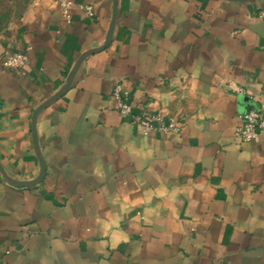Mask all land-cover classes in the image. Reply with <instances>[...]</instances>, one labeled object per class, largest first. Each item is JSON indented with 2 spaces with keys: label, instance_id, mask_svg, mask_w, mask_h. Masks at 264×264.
<instances>
[{
  "label": "crops",
  "instance_id": "crops-1",
  "mask_svg": "<svg viewBox=\"0 0 264 264\" xmlns=\"http://www.w3.org/2000/svg\"><path fill=\"white\" fill-rule=\"evenodd\" d=\"M32 0L0 32L3 264H264V135L235 138L264 110V0ZM94 9L91 17L81 7ZM37 116L43 179L31 135ZM25 52L15 71L2 58ZM160 112L177 132L143 136L116 110Z\"/></svg>",
  "mask_w": 264,
  "mask_h": 264
},
{
  "label": "built area",
  "instance_id": "built-area-1",
  "mask_svg": "<svg viewBox=\"0 0 264 264\" xmlns=\"http://www.w3.org/2000/svg\"><path fill=\"white\" fill-rule=\"evenodd\" d=\"M70 1H59V7L64 19L68 20ZM83 13L87 17L94 14L91 5L86 4L81 7ZM264 16V12L260 13ZM27 60L25 52H13L5 55L1 64L5 70L15 71ZM112 98L116 105V110L122 116H129L131 123L137 125L143 136H147L153 132H177L178 127L172 117H165L160 112L146 113L144 115H134L132 105L127 101L128 93L123 89L120 82H116L112 89ZM235 138L240 142H252L258 140L264 135V110L250 108L245 111L239 119L237 127L234 131ZM0 264L3 262L0 260Z\"/></svg>",
  "mask_w": 264,
  "mask_h": 264
},
{
  "label": "water",
  "instance_id": "water-1",
  "mask_svg": "<svg viewBox=\"0 0 264 264\" xmlns=\"http://www.w3.org/2000/svg\"><path fill=\"white\" fill-rule=\"evenodd\" d=\"M113 1L115 3V0H113ZM231 1L245 2V1H250V0H231ZM116 16H117V9H116V6L114 4L113 12H112V18H111V21L109 24V28L107 31L105 42L100 47H95V48H92V49H89V50L83 52L77 58L73 67L70 69L69 73L67 74L66 79H65V83L61 87V89L59 91H57V93H55L54 95H52L51 97L46 99L44 102H42L40 105H38V107H36L34 109V111L32 113V117H31V135H32L33 148L35 150V153L38 156L40 171H39L38 176L31 181H9V183L11 185H14V186H31V185H35V184L39 183L43 179L44 174H45V163H44L43 159L38 154L39 148H38L37 135H36V129H35V122H36L37 116L45 107H47L50 103H52L59 96L63 95L67 91V89L71 86L73 79H74L81 63L87 58V56H89L90 54H93L95 52L101 51L108 46V44L110 43L112 36H113ZM0 172L4 175L3 168L1 166V164H0Z\"/></svg>",
  "mask_w": 264,
  "mask_h": 264
},
{
  "label": "rangeland",
  "instance_id": "rangeland-1",
  "mask_svg": "<svg viewBox=\"0 0 264 264\" xmlns=\"http://www.w3.org/2000/svg\"><path fill=\"white\" fill-rule=\"evenodd\" d=\"M32 0H0V32L8 28Z\"/></svg>",
  "mask_w": 264,
  "mask_h": 264
}]
</instances>
